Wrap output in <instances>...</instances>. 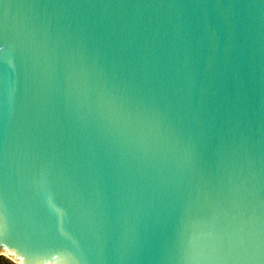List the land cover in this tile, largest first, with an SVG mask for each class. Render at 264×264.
Returning <instances> with one entry per match:
<instances>
[{
  "label": "water",
  "instance_id": "water-1",
  "mask_svg": "<svg viewBox=\"0 0 264 264\" xmlns=\"http://www.w3.org/2000/svg\"><path fill=\"white\" fill-rule=\"evenodd\" d=\"M0 253L264 264V0H0Z\"/></svg>",
  "mask_w": 264,
  "mask_h": 264
},
{
  "label": "rangeland",
  "instance_id": "rangeland-1",
  "mask_svg": "<svg viewBox=\"0 0 264 264\" xmlns=\"http://www.w3.org/2000/svg\"><path fill=\"white\" fill-rule=\"evenodd\" d=\"M0 263L1 264H19L18 261L12 259V257L7 254L0 253Z\"/></svg>",
  "mask_w": 264,
  "mask_h": 264
},
{
  "label": "bare ground",
  "instance_id": "bare-ground-1",
  "mask_svg": "<svg viewBox=\"0 0 264 264\" xmlns=\"http://www.w3.org/2000/svg\"><path fill=\"white\" fill-rule=\"evenodd\" d=\"M18 263H20V262H18ZM21 264V263H20Z\"/></svg>",
  "mask_w": 264,
  "mask_h": 264
},
{
  "label": "trees",
  "instance_id": "trees-1",
  "mask_svg": "<svg viewBox=\"0 0 264 264\" xmlns=\"http://www.w3.org/2000/svg\"><path fill=\"white\" fill-rule=\"evenodd\" d=\"M1 264V263H0Z\"/></svg>",
  "mask_w": 264,
  "mask_h": 264
}]
</instances>
